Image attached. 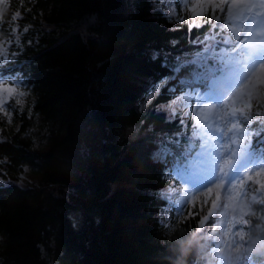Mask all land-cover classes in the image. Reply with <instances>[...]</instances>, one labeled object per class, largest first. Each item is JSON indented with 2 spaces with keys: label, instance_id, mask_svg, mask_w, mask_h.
<instances>
[{
  "label": "trees",
  "instance_id": "trees-1",
  "mask_svg": "<svg viewBox=\"0 0 264 264\" xmlns=\"http://www.w3.org/2000/svg\"><path fill=\"white\" fill-rule=\"evenodd\" d=\"M159 4L0 0V44L9 53L0 58V80L22 81L32 101V115L20 114L12 124L0 110V264H215L212 250L199 245L219 217L202 222L213 188L177 208L183 211L171 206L188 165L184 152L193 154L198 144L189 116L172 113L169 104L182 88L206 85H197L195 74L217 65L192 63L205 48L192 41L217 30L182 22L177 17L188 21L186 11L176 0L172 19ZM17 11L21 18L9 23ZM211 15L207 10L203 19ZM177 58L183 66L173 73ZM153 86L159 91L137 110ZM256 100L252 112L264 121ZM241 101L240 108L248 95ZM123 127L133 134L114 141ZM39 129L46 149L35 148ZM172 137L180 141L170 144L173 156L157 160L162 141ZM26 169L49 192L20 187ZM252 183L240 181L239 190ZM245 199L250 226L243 264H264V231L257 228L264 207L250 200L251 192Z\"/></svg>",
  "mask_w": 264,
  "mask_h": 264
},
{
  "label": "rangeland",
  "instance_id": "rangeland-1",
  "mask_svg": "<svg viewBox=\"0 0 264 264\" xmlns=\"http://www.w3.org/2000/svg\"><path fill=\"white\" fill-rule=\"evenodd\" d=\"M175 0H173L172 7L174 6ZM229 3H246L253 5H260L264 3L263 0H190V4L197 5V11L207 7V10H212L211 4H224L225 9H227ZM182 4V3H180ZM164 12L170 9L168 6H162ZM254 11L264 12V8H255ZM217 11H220L219 8ZM176 13V9H175ZM188 23L191 21V10L186 11ZM221 17V16H220ZM204 17H197V21L200 22ZM221 19H224L222 14ZM258 39H264V37H258ZM2 46V44H0ZM227 45H221L217 49L218 56H223L224 59H210L213 60L218 66L216 71L213 69L202 71V73L195 74V79H202L203 81L207 79L208 86L203 88L195 89L193 92V87L182 88V91L176 95V97L170 102L169 108L172 113H191V123L192 130L190 131V136L192 140L198 141L199 145L196 147V152L189 159L188 151L184 152L187 155L188 165L187 169L180 171L178 178L180 180V186L173 188L171 206L172 209H177L186 202H191L196 199L198 195L206 190L213 188V197L216 198V202L212 204L207 219L214 218V214H219V217H215L212 222V230L204 236L202 241L199 243L201 247L207 246L212 250L216 257L215 264H243L242 254L246 251V231L249 229V222L244 223V216L248 213V203L245 199V194L251 192V201H254L264 207V173L256 175L255 173L245 172L244 180L251 181L249 189H239V182L234 181L232 185H224L223 187H218L224 183L222 180H216L215 184H209L208 187H201L199 184H194V181L200 177L207 176L211 169L213 168H224V160L228 158L225 146L233 151H238V146L231 143L228 139L229 129L231 128L230 117L228 113L232 111L233 108H240L241 100L248 95L252 90L254 85H257L260 81L264 80V70H261L259 66L253 69L255 73H249L251 78V83L247 79L243 83L238 84L237 87L229 89L226 86V80H228L233 75V69L241 68L240 64H236V60L243 61L244 57L242 55V49L240 45H237L239 51H228ZM204 52V51H203ZM202 52V53H203ZM193 61H197L198 64H203L204 62L199 61V55L193 57ZM188 62V61H187ZM186 61L184 64H188ZM173 73L176 71L173 70ZM200 84V83H198ZM247 85V86H245ZM219 87V88H218ZM15 88V93H9L5 89ZM243 89V91H241ZM154 90V86L150 88L143 99L137 104V110H141L146 106L148 100L146 99L150 92ZM23 93V96L17 93ZM207 92V93H206ZM190 93H193V99L184 103L183 107L180 105L173 106V101H176L179 97H184ZM223 96V99L220 97ZM199 97H204L205 101L200 102ZM231 97V99H229ZM7 100L11 105L10 108L4 107L3 101ZM235 101V103H233ZM209 105H215L211 107L212 111H208L207 107ZM175 107V111L173 108ZM0 108L2 112H7V122L12 124L13 119L17 118L20 114H24L26 117L32 115V101L30 95L27 91L21 89L16 83H9L0 80ZM203 109V112L200 110ZM188 116V115H187ZM199 116V120L197 117ZM36 122H39L36 119ZM232 122H235L234 120ZM19 125H16L17 128ZM196 127V131H193V127ZM134 130L129 127L119 128L115 131L114 141L124 140V138H129L133 134ZM233 138H236L233 135ZM36 149H46L44 143V131L39 129L36 133L35 139ZM165 148H170V144H163L159 147L158 152L155 156L157 160H161L159 153ZM259 171V170H257ZM217 175H221L217 173ZM249 176L252 177L249 180ZM206 183V181H204ZM245 182V183H246ZM255 182V183H254ZM20 187L32 190H43L49 192L50 188L44 185L41 180V176L37 173L30 172L27 169L20 177L19 182ZM115 187V186H114ZM197 188H200L197 191ZM221 206V207H220ZM221 208L219 213L218 208ZM264 213V212H263ZM169 217L168 211H163L159 213V220L165 222ZM262 223L258 225V229L264 231V215L261 217ZM207 219L202 218V222L206 223ZM239 233V234H238ZM241 236L243 239H241Z\"/></svg>",
  "mask_w": 264,
  "mask_h": 264
},
{
  "label": "snow or ice",
  "instance_id": "snow-or-ice-1",
  "mask_svg": "<svg viewBox=\"0 0 264 264\" xmlns=\"http://www.w3.org/2000/svg\"><path fill=\"white\" fill-rule=\"evenodd\" d=\"M176 2L182 3L185 11L191 10L192 15L189 17V20L191 21L189 27H199L200 23H210L211 29L217 30L215 32L210 31L207 36L203 38L198 37L196 41H192L193 43L205 45L204 52L199 54L200 62L217 58L223 60L224 57L218 56L217 53V49L221 45L231 46V49L234 52L240 50L237 49V45H240V48L243 50L242 55L244 59L243 61H235L236 64L241 65V68L233 69V75L226 80L225 83L229 89L237 87L238 84L243 83L245 79L251 83L249 73L252 72L254 75L255 73L253 72V69H255L257 65L261 70H264V39H258V37H264V12L253 10L257 7L264 8V3H261L258 6L246 3H229L227 9H225L224 4H211L210 7L212 9V15L208 16L207 20H201L198 22L196 18L204 17L207 12V7L197 11V5L190 4V0H176ZM172 4L173 0H160V4L158 5L168 6L170 11L166 10L165 15L168 16L169 19L176 16L175 8L172 7ZM218 8L220 13L224 15V19H221L220 15L216 14V10ZM20 18L21 13L17 11L10 17L8 22L15 24V22ZM177 18L182 22H188L183 16ZM4 22L5 21L0 19V23ZM257 29H260V31H257ZM23 31L27 32L28 29L24 28ZM217 36H219L220 39H217ZM8 55L9 53L7 52V49L0 46V58H6ZM156 55L158 54L154 53L153 58H155ZM177 61L178 63L174 67L175 71H179L183 66L179 62L180 58H177ZM196 62L197 61H192V63ZM0 79H3V76H0ZM9 83H16L17 86H19L22 81H9ZM254 87L256 89L255 93H248L249 103L239 109L233 108L232 111L228 113V116L230 117L229 122H231L229 133L236 137L233 138V135H229L228 139L231 140L232 144L238 146V151H233L225 146V151L228 156V158L224 160L225 167L211 169L207 176L196 179L194 184H199L203 188L208 187L209 184H215L216 180H222L228 185H232L234 181H244L245 172L255 173L256 175L264 173V121L260 119V111H256L255 113L252 112L254 106L251 103L253 96L256 95L257 100L255 107L257 109L264 108V99L260 98L261 95L264 94V80L260 81ZM5 91L15 93L16 89L10 88L5 89ZM158 91L159 86H154V90L149 93L146 99L150 101ZM241 91H243V89H241ZM17 94L23 96L22 92ZM191 99H193V93L184 97H179L176 101H173V106L180 105V107H183L184 103ZM199 99L201 103L205 101L204 97H199ZM220 99H223V96H221ZM229 99H231V97H229ZM233 103H235V101H233ZM3 105L7 108L11 107L7 100L3 101ZM209 107L214 108L215 105H209ZM245 109H247V111ZM0 110H3V108H0ZM173 111H175V107L173 108ZM200 111L203 112V109ZM187 115L191 118V113H187ZM254 116L257 127L252 129L250 126L254 122ZM170 118L180 119V123L182 125L184 124L183 119L179 116ZM197 120H199V116L197 117ZM233 120L235 122H232ZM193 131H196L195 126L193 127ZM253 137H256L255 145L252 143ZM162 143L166 145L174 144L179 146L180 141L177 137H172L166 138L162 141ZM158 155L167 163L168 157L173 156V153L169 150V148H165ZM217 173H220L221 175L218 176ZM251 179L252 177L249 176V180ZM204 181H206V183ZM223 186V183L218 185V187ZM244 187L247 189L249 185L245 184ZM199 190L200 188H197V191ZM209 191H211V189H209ZM177 211H183V207L177 209ZM205 219H207V217H205ZM244 223H247V221H244ZM241 239H243L242 236Z\"/></svg>",
  "mask_w": 264,
  "mask_h": 264
},
{
  "label": "bare ground",
  "instance_id": "bare-ground-1",
  "mask_svg": "<svg viewBox=\"0 0 264 264\" xmlns=\"http://www.w3.org/2000/svg\"><path fill=\"white\" fill-rule=\"evenodd\" d=\"M257 31H260V29H257ZM218 88H219V87H218ZM206 93H207V92H206ZM207 110L211 112V111H212V108H211V107H207Z\"/></svg>",
  "mask_w": 264,
  "mask_h": 264
}]
</instances>
